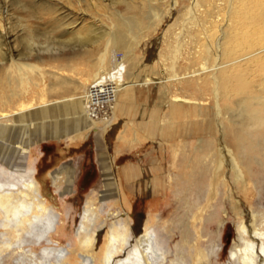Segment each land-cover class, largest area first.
I'll return each mask as SVG.
<instances>
[{"label":"bare ground","instance_id":"bare-ground-1","mask_svg":"<svg viewBox=\"0 0 264 264\" xmlns=\"http://www.w3.org/2000/svg\"><path fill=\"white\" fill-rule=\"evenodd\" d=\"M95 2L85 6L91 19L102 10L107 22L101 30L95 21L79 29L74 22L66 27L56 16L59 7L54 0H0V263L3 252L12 251L15 264L25 260L29 264H66L72 250L71 246L54 247L61 215L47 202L30 151L22 162L14 160L19 142L25 138L81 132L89 123L96 124L92 115L97 117L100 106L106 105L108 112L102 121L106 128L116 119L123 120L128 129L136 125L148 136L165 133L170 142L184 144V138H194L201 144L193 148L196 153L205 148L217 157L229 155L228 139L237 136L251 138L247 143L236 139L243 153L248 148L264 149V139L252 135L264 123V0H190V5L177 12L178 20L187 17L192 24H186L190 32L183 37L180 31L169 39L173 44L169 54L174 59L162 67L142 62L137 48L177 0ZM117 5L124 10L119 11ZM17 11L27 16L22 20L25 34L19 39L26 60L14 57L8 41L13 30L10 23L4 24V18H15ZM44 20L55 30L65 29L56 44L50 32L29 25ZM32 51L59 58L55 62L67 60L58 62L59 67L69 65L73 58L88 57L95 63L81 80L60 74L53 66L45 71L40 67L45 64L28 62ZM116 51L122 56H116ZM71 52L78 55L67 58ZM43 71L48 75L49 91L42 89L35 95L41 82L31 77ZM167 122L162 129L161 124ZM128 129L122 136H127ZM11 139L13 146L8 143ZM256 159L264 165L263 159ZM70 172L67 166L58 172L54 186L62 174ZM141 172L130 168L126 176L137 183ZM152 185L149 193H157L160 181L155 179ZM106 189L113 188L106 184ZM112 196L100 197V203ZM95 207L90 200L86 203L75 232L84 264H190L178 246L174 258H169L172 252L154 225L155 217L148 223L147 216L139 214L134 224L125 211L109 212L113 223L107 226ZM237 231L229 264H264V208L242 215ZM104 236L105 249L101 262L96 263L94 252ZM41 242L50 247L39 257L35 246ZM207 259L208 251L201 250L193 264H210Z\"/></svg>","mask_w":264,"mask_h":264},{"label":"rangeland","instance_id":"rangeland-1","mask_svg":"<svg viewBox=\"0 0 264 264\" xmlns=\"http://www.w3.org/2000/svg\"><path fill=\"white\" fill-rule=\"evenodd\" d=\"M95 1L97 0H62L58 3L54 0V4L59 7L56 16L63 19L66 27H69L67 24L74 22L79 29L95 21V27L101 30L104 27L103 22H107L106 18L102 17V10L99 11L101 17L95 15L96 19H91V12L87 11L85 6L87 3H96ZM111 2L112 0H104L106 5ZM176 4L169 9L168 16L157 27L150 29L147 36L139 42L137 51L142 62H155L159 67L171 65L174 58L169 51L173 44L169 39L180 31L183 32V37H187L190 32L186 26L189 23L187 17H183L185 20L177 18L178 10L190 5V0H177ZM116 7L119 11L124 10L123 5ZM23 17H27L26 14L17 11L15 18L9 17L8 20L5 17L4 24L7 27L10 23L13 30L8 35L10 38L8 41L14 57L26 60L28 55L21 53L22 46L19 43L24 32ZM46 22L32 21L29 25L50 32V36L55 37L53 42L56 44L63 38L60 36L65 29L62 27L61 30H55L54 26ZM189 25L192 26L190 23ZM32 52L28 62L45 64L40 66L45 71L53 66L58 73L81 80L84 79L83 75L88 71V67L95 63L86 59L88 57L76 60L78 58L73 57L78 54L71 52L67 58L74 60L67 63L69 65L59 67L58 62L67 60L55 62L59 58ZM122 54L121 51H116V56L121 57ZM31 78L41 82V86L34 89L33 94H39L42 89L49 91L48 75L44 71L43 74L32 75ZM92 117L95 118L96 124L89 123L76 134L25 138L17 146L20 151L13 155L15 162L19 163L23 157L28 158L27 152L30 151L29 158L37 169V178L42 184L47 202L61 215L62 223L57 234L53 235L54 247L59 249L71 246L72 249L66 264H84L79 255L81 251L75 232L89 200L96 206L97 212L101 211V221H106L107 226L113 223L112 218L108 219L109 212L123 214L125 211L128 220L134 224L138 222L136 218H139V214H145L147 216L145 221L148 223L155 217L154 225L166 239L172 252L169 258H174L178 246L190 264L197 262L196 255L200 254L201 250L208 251L207 261L210 264H229V253L237 239V225L241 221V216L250 210L264 208V165L256 163L258 157L264 161V149L250 151L248 148V152L243 153L242 146L238 148L237 140L241 138L240 140L247 143L251 138L237 136L228 139L231 147L229 155L217 157L215 153H207L205 148L196 153L193 148L201 144L197 145L194 138H184L186 141L184 144L179 143V140L170 142L165 133L148 136L136 125H131V129H128L124 126L123 120L116 119L111 122V127L106 128V123L102 122L103 115ZM169 123H162L161 128L165 129ZM127 129L129 130L127 136H122ZM252 135L264 139V123L257 126ZM8 143L14 145L12 139ZM149 151L154 152L153 155L147 156ZM100 154L101 157L105 156V161L101 158V163ZM157 155L162 158L156 157ZM65 166L70 167V174H62L60 183L54 186V178ZM130 168L142 170L140 182L134 184L127 178L126 171ZM155 179L159 180L161 185L157 187L159 190L157 193L150 194ZM107 181L117 183L121 197L114 187L112 190L106 189V184L110 186V183L105 184ZM144 183L150 185L148 195L153 198L137 196L134 186L140 184L142 187ZM111 195L115 196L105 204H101L102 201L100 203V197L106 198ZM105 243L106 237H100L98 248L94 252L96 263L101 262ZM46 247L50 245L42 242L37 244L36 254L41 257ZM15 262V253L3 252L0 264ZM23 263L29 264L27 260Z\"/></svg>","mask_w":264,"mask_h":264},{"label":"crops","instance_id":"crops-1","mask_svg":"<svg viewBox=\"0 0 264 264\" xmlns=\"http://www.w3.org/2000/svg\"><path fill=\"white\" fill-rule=\"evenodd\" d=\"M153 153H154V152H150V151H149L147 156L153 155ZM99 157H100V163H101V158H102L103 161H105V156H102V157H101V154H100ZM156 157H158V158H162V157H160V156H158V155H157ZM156 157H155L154 159H156ZM163 158H164V157H163ZM156 163L158 164L159 161H157ZM103 164L106 165L105 162H104ZM105 167H106V169H108L107 166H105ZM150 170H151V169H149V171H150ZM107 171H108V170H107ZM131 181L133 182L132 179H131ZM128 182H130V181H128ZM139 182H140V181H139ZM106 183H110L109 185L112 186L111 188L114 187V188L118 191L117 193L119 194V196L121 197L120 192H119V187L117 186V183H116V182L112 183V182H110V181H107V182H105V184H106ZM133 183H134V182H133ZM134 184H135V183H134ZM134 189H135V192L137 191V192H136L137 196L140 195L139 198H142V197H143V198H153L152 196H149V195L146 194V192H148V191L151 189L150 185H148V184H145V183H144V185H143L142 187H141L140 184H136V185L134 186ZM143 191H145V193H144ZM142 192H143V193H142ZM106 194H108L107 191H106ZM119 196H118V199H120Z\"/></svg>","mask_w":264,"mask_h":264},{"label":"built area","instance_id":"built-area-1","mask_svg":"<svg viewBox=\"0 0 264 264\" xmlns=\"http://www.w3.org/2000/svg\"><path fill=\"white\" fill-rule=\"evenodd\" d=\"M108 112V107L105 106H100V115H103Z\"/></svg>","mask_w":264,"mask_h":264}]
</instances>
